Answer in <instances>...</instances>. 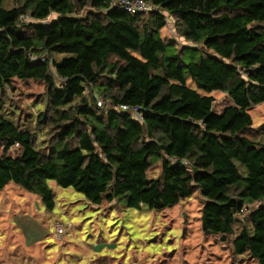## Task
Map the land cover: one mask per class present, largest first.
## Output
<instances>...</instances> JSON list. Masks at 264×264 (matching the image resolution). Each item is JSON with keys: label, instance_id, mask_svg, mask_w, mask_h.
Returning a JSON list of instances; mask_svg holds the SVG:
<instances>
[{"label": "trees", "instance_id": "16d2710c", "mask_svg": "<svg viewBox=\"0 0 264 264\" xmlns=\"http://www.w3.org/2000/svg\"><path fill=\"white\" fill-rule=\"evenodd\" d=\"M113 1L0 0V189L13 182L49 210V179L95 205L165 209L200 191L203 229L224 241L235 234L234 253L264 264V204L251 210L264 201V130L250 134L248 112L264 102V0H146L159 12L137 15ZM168 17L192 46L169 52ZM189 78L227 91L228 102L188 87ZM14 79L46 85L37 118L52 127L46 145L2 112ZM123 105L143 107V119ZM152 158L158 178L148 174Z\"/></svg>", "mask_w": 264, "mask_h": 264}, {"label": "rangeland", "instance_id": "374dc122", "mask_svg": "<svg viewBox=\"0 0 264 264\" xmlns=\"http://www.w3.org/2000/svg\"><path fill=\"white\" fill-rule=\"evenodd\" d=\"M57 17L53 13L47 21ZM161 35L176 44L170 53L193 45L179 35L170 17ZM186 52L187 61L196 59ZM67 56L71 54L53 55V59L61 61ZM186 85L214 97L217 104L229 100L227 91H206L191 78ZM46 92L43 81L14 79L3 95V114L34 128L41 145H46L52 133L51 126L37 123L40 114L47 112ZM248 112L253 120L250 134L260 138L264 102ZM17 151L13 148L9 153L16 155ZM148 174L160 176L159 159H151ZM47 182L54 193L52 210L38 193L13 182L0 189V264H259L248 254L234 253L235 234L224 241L220 234L203 229L205 198L200 191L165 209L133 208L124 199L95 205L73 187H62L54 179ZM263 204L252 205L251 210Z\"/></svg>", "mask_w": 264, "mask_h": 264}, {"label": "built area", "instance_id": "2783aa9c", "mask_svg": "<svg viewBox=\"0 0 264 264\" xmlns=\"http://www.w3.org/2000/svg\"><path fill=\"white\" fill-rule=\"evenodd\" d=\"M112 6L114 7H118L122 10L127 11L129 14L131 15H137V14H141V13H151V12H159V9L154 6L152 3H150L149 1L146 0H114L112 2ZM164 13V12H163ZM166 16H168L166 13H164ZM25 20H32L30 16H26L24 17ZM35 22H39V20L35 21ZM169 22V17L167 18V23ZM41 23L43 24H48L49 22L47 20L41 21ZM36 58H39L41 60H46V54H42L40 57H35L32 56L33 60H36ZM51 65H52V61H50ZM97 99L99 100L100 104L103 103V99L98 96ZM118 110L120 111H124L127 113H130L134 119L136 120H142L143 116H142V110L143 107L141 106H128V105H123V106H119L117 107ZM18 146V145H17ZM12 147L13 148H16ZM247 212V208H244L241 212V216H244ZM57 229L59 232H62V226L61 225H57Z\"/></svg>", "mask_w": 264, "mask_h": 264}]
</instances>
